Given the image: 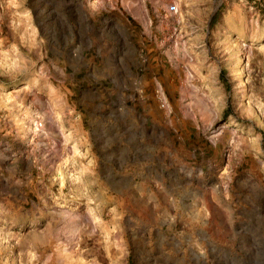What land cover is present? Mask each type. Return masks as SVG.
Masks as SVG:
<instances>
[{"label": "rangeland", "instance_id": "1", "mask_svg": "<svg viewBox=\"0 0 264 264\" xmlns=\"http://www.w3.org/2000/svg\"><path fill=\"white\" fill-rule=\"evenodd\" d=\"M0 264H264V0H0Z\"/></svg>", "mask_w": 264, "mask_h": 264}, {"label": "crops", "instance_id": "2", "mask_svg": "<svg viewBox=\"0 0 264 264\" xmlns=\"http://www.w3.org/2000/svg\"><path fill=\"white\" fill-rule=\"evenodd\" d=\"M116 75L118 76V72L116 73ZM115 75V76H116ZM98 94V93H96ZM97 103H100L99 100L96 101V105ZM104 114H106V112H104ZM58 168V167H56ZM80 170L82 171V169H93V173L97 176V177H92V179H94V182L97 183L99 185L100 190L102 191H106L107 188V192L110 191V172L108 171L107 173L104 171L99 170V167H78ZM84 171V170H83ZM91 172V171H90ZM82 174H86L84 172L79 173L80 176H82ZM109 178L108 180H106V178ZM35 185V183H33ZM41 184V185H40ZM31 190L33 193H37L39 195L41 194H45L46 192V185L44 182H40L39 185H35L31 187Z\"/></svg>", "mask_w": 264, "mask_h": 264}, {"label": "bare ground", "instance_id": "3", "mask_svg": "<svg viewBox=\"0 0 264 264\" xmlns=\"http://www.w3.org/2000/svg\"><path fill=\"white\" fill-rule=\"evenodd\" d=\"M73 218V217H72ZM68 220V219H67Z\"/></svg>", "mask_w": 264, "mask_h": 264}]
</instances>
